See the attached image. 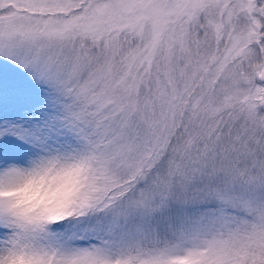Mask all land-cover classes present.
Segmentation results:
<instances>
[{
  "label": "snow or ice",
  "instance_id": "1",
  "mask_svg": "<svg viewBox=\"0 0 264 264\" xmlns=\"http://www.w3.org/2000/svg\"><path fill=\"white\" fill-rule=\"evenodd\" d=\"M0 264H264V0H0Z\"/></svg>",
  "mask_w": 264,
  "mask_h": 264
}]
</instances>
